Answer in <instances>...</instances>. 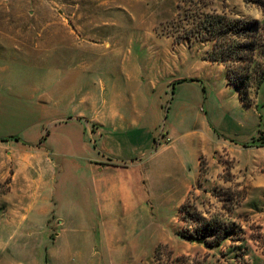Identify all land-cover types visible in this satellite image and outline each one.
Here are the masks:
<instances>
[{"label": "rangeland", "instance_id": "1", "mask_svg": "<svg viewBox=\"0 0 264 264\" xmlns=\"http://www.w3.org/2000/svg\"><path fill=\"white\" fill-rule=\"evenodd\" d=\"M178 1L1 5L6 26L31 32L25 55L8 52L7 59L19 63L12 76L25 85L89 91L88 100L67 95L63 104L100 125L83 146L57 148L52 131L46 144L37 140L26 153L24 142L7 149L16 164L8 192L2 191L13 167L0 148V264H264V150L253 167L245 163L243 145L235 144L258 124L264 134V82L261 99L254 95L256 111L234 94L223 65L205 59L210 42L174 43L168 31ZM212 5L264 21V0ZM68 28L74 35L58 33L46 42L36 35ZM4 119L1 136L39 131L25 128L37 115ZM52 127L46 124L43 133ZM106 157L133 161L101 165ZM189 192L206 216L235 226L220 245L179 234L185 223L178 209Z\"/></svg>", "mask_w": 264, "mask_h": 264}, {"label": "trees", "instance_id": "2", "mask_svg": "<svg viewBox=\"0 0 264 264\" xmlns=\"http://www.w3.org/2000/svg\"><path fill=\"white\" fill-rule=\"evenodd\" d=\"M177 8V15L168 31L174 36V43L181 40L210 42L211 49L205 59L223 65L227 84L237 88L239 99L247 106L257 107L254 95L264 82V21L218 11L213 7L212 0H179ZM243 145L264 146L263 131L259 128V135ZM199 159L202 174L204 161L202 156ZM10 182L11 178L6 181L2 192L9 191ZM191 193L179 205L180 219L185 223L179 234L209 246L220 245L235 232V226L218 217L206 216L191 201ZM1 206L0 202V209ZM160 248L159 245L156 247L155 258Z\"/></svg>", "mask_w": 264, "mask_h": 264}, {"label": "crops", "instance_id": "3", "mask_svg": "<svg viewBox=\"0 0 264 264\" xmlns=\"http://www.w3.org/2000/svg\"><path fill=\"white\" fill-rule=\"evenodd\" d=\"M13 0H0V124L4 123L6 119L4 117H8V120L18 119L19 117H25L28 115H37V119L30 121L27 123L25 128L30 129L37 127L39 129L36 132L35 136L29 137L27 134L30 131H27V134L23 136H15L18 139L13 137H4L0 135V148L4 149H15L16 144L19 142H24V144L20 145L26 153V150L29 149L27 145H31L36 143L38 140L39 144H46L52 138V131L56 133L55 141L56 147H75L76 145H85L86 138L91 139L90 132L94 133V129L97 127L96 125L100 123L94 119L88 118L86 115L82 114V112H78V114H71L68 107H65L63 104V100L67 95H82L80 98L81 101L88 100L89 97L86 95H91L89 91H85L82 93H74L72 84H66L63 86L58 85H49L46 82H36L30 85H25L18 78V76L14 75V70L12 69L17 64H19L16 60H9L8 52L11 50H15V56L25 55L24 49L27 46L26 36L30 35V30H26L25 28H15L8 27L6 23H4L2 19V15L6 14L2 12V4L6 2H10ZM18 1V3H25L26 0H14ZM8 25V24H7ZM31 29V28H27ZM76 31L73 28H68L63 31H51L49 34H45V31L39 30L37 38L39 41H47V38L56 37L58 33L71 34L74 35ZM44 37V38H43ZM36 39H34V42ZM22 46H16V45ZM35 46V45H34ZM32 48V50L41 49V44H37V49ZM29 47V46H28ZM26 47V48H28ZM31 48V47H29ZM42 50V49H41ZM28 51V50H27ZM36 57V56H35ZM12 69V70H11ZM263 84V83H262ZM230 88H234V94H238V90L235 86L230 85ZM262 86V85H261ZM260 89V88H259ZM92 95H105L102 94H92ZM260 98V92L256 94ZM256 96V98H257ZM239 97V96H238ZM261 99V98H260ZM241 101V100H240ZM257 104V102L255 101ZM252 107H255L254 105ZM257 111V107H255ZM259 118V116H258ZM53 126L48 132L43 133V127L45 125ZM136 127V126H135ZM212 130L214 129L218 132L215 126H211ZM55 128V129H54ZM57 130V131H56ZM215 132V131H214ZM216 133V132H215ZM221 134L220 132H218ZM217 134V133H216ZM95 134H93L92 138ZM222 135V134H221ZM259 135V124L257 127L255 126L252 131L248 132V138L242 142L235 143L236 145H243V143L250 142L253 138H256ZM44 138L42 139V137ZM2 138H6L2 140ZM42 139V140H41ZM231 142L234 139H230ZM171 141L169 137V142ZM237 141V140H236ZM234 142V141H233ZM228 149H232L233 145L227 144ZM242 148L246 149L243 152V155H247L250 160L245 161L249 166H258L260 165L258 161L253 160V158H259L261 156V151L264 150V146H242ZM241 148V149H242ZM7 159H4V163L8 162L12 164L13 171L11 172V181L12 177L16 174V164L14 162V150L10 152L7 150ZM133 160L130 162L132 163ZM119 160H113L110 157H106L101 161V165L104 166H113V167H128L131 163ZM200 166V164H199ZM257 186V185H255Z\"/></svg>", "mask_w": 264, "mask_h": 264}]
</instances>
